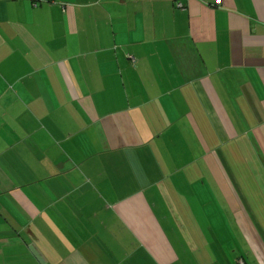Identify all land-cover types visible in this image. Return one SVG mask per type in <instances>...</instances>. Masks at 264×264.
Wrapping results in <instances>:
<instances>
[{"label": "crops", "instance_id": "crops-1", "mask_svg": "<svg viewBox=\"0 0 264 264\" xmlns=\"http://www.w3.org/2000/svg\"><path fill=\"white\" fill-rule=\"evenodd\" d=\"M0 0V264H264V0Z\"/></svg>", "mask_w": 264, "mask_h": 264}, {"label": "built area", "instance_id": "built-area-1", "mask_svg": "<svg viewBox=\"0 0 264 264\" xmlns=\"http://www.w3.org/2000/svg\"><path fill=\"white\" fill-rule=\"evenodd\" d=\"M175 4L177 7H180V8H183L184 6V3H183V0H174ZM216 3H220V0H217Z\"/></svg>", "mask_w": 264, "mask_h": 264}]
</instances>
